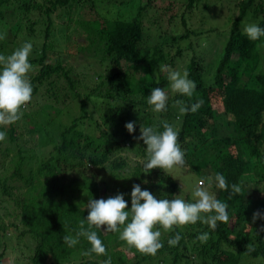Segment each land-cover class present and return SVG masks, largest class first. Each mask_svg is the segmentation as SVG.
<instances>
[{
    "label": "trees",
    "instance_id": "1",
    "mask_svg": "<svg viewBox=\"0 0 264 264\" xmlns=\"http://www.w3.org/2000/svg\"><path fill=\"white\" fill-rule=\"evenodd\" d=\"M79 1L45 0L40 3L37 0H0V22L8 19L7 8L17 4V19L22 23L16 32V40H1L0 54L10 55L30 41L33 45L30 62L32 66L40 67L37 75H31L32 99L35 97L41 101L44 98L45 111L55 109L57 117L64 110L72 117L71 123L65 126L62 121L56 123L55 118L48 120L42 125L47 130L40 133L38 122L41 120L37 118L45 115L43 108L30 115L29 123L36 121L30 133L38 132L41 143L54 142L52 153L55 152L57 157L39 161L36 159L38 147L35 145L25 150L19 147L13 157L8 148L0 159V194L4 196L0 205L13 203L15 206L12 212L7 207L0 209V237L6 238L0 264H4L10 230L16 232L11 237H16L18 241L22 239L30 251L31 257L26 264H103L106 256L91 253V245L85 238L81 237L80 243L72 248L63 243L66 232L74 234L80 220L88 215L87 208L79 207L67 197L65 182L68 175L70 172L76 174L72 180L76 183V188L72 190L75 194L90 188V182L95 183L102 176V171L107 170V177L101 180L106 199L124 193L128 207H131L130 193L134 184L148 189L157 199L165 195L160 190L180 191L182 188L177 183L169 182L170 175L166 170L144 169L146 145L135 138L140 135V126H153L163 131L164 122L178 131V143L185 152V159L191 160L190 164L197 173L211 177L222 173L227 183L238 184L241 192L231 195V189L224 191L213 184L211 188L217 191L220 200L229 204L230 221L218 222L215 230L200 221L175 226L170 230V236H161L164 246L155 256L137 253L134 264H150L157 255L165 257V260L167 255L172 256L173 264H194L199 259L198 264H264V219L253 221L255 212L264 213V73L258 71L264 58V38L252 41L242 29L252 11L256 16L264 13L262 4L255 5L256 0L240 3L241 12L234 19L224 48L216 51V70L211 78H206L205 55L191 60L187 72L197 88L192 97H187L172 93L170 86L166 87L169 84L168 73L162 68L165 63L174 65L177 57L182 55L180 48L171 59L161 47H155L154 54L148 57L143 53V16L130 21L92 20L91 24L98 35L93 54L95 61L84 66L66 64L57 45L59 41L55 37L53 19L55 14L63 11L72 15L77 11L75 3L79 4ZM199 1L188 0V7L197 8ZM90 2L91 10L97 11L94 5L98 6L99 3L94 0ZM168 4L166 10L170 12L173 4ZM149 10V7H145L140 13ZM260 26L264 27V22ZM59 28L62 32L66 31V25H59ZM22 33L26 36L24 42L17 39ZM190 34L169 39L179 42ZM154 87H166L169 96L166 112H154L147 103ZM32 99L25 106L30 107ZM96 101L100 104L98 107L94 106ZM177 101L188 106L197 101L202 103L194 113H181ZM220 105L224 108L222 119L229 118L233 124L231 142L228 136H218L215 128L207 129ZM90 108L100 113L98 120L90 115ZM19 121L10 124L8 130L15 146L20 145V133L15 127ZM128 122H135V131L131 134L125 127ZM85 125L91 128L90 132ZM51 126H56L57 131L61 130L59 135L49 130ZM3 127L0 130L4 131ZM96 132H99V136H96ZM55 137H59L57 141ZM126 145L135 157L142 160L136 162L135 171L131 174L115 171L128 166L126 158L111 161V156L126 150ZM247 159L253 161L248 169ZM109 162H113V168H108ZM89 165L95 169L92 175L88 172ZM145 171H148L147 183H144ZM17 181L23 186H17ZM186 201L193 202L189 195ZM5 210L3 218L1 212ZM6 217L12 219L7 222ZM155 228L166 231L159 224ZM95 230L106 246L111 264H124L121 248L126 243L119 239L117 233ZM177 232L181 234V240L177 245L169 246L168 240ZM204 232L210 235L206 241H201L198 237Z\"/></svg>",
    "mask_w": 264,
    "mask_h": 264
},
{
    "label": "rangeland",
    "instance_id": "2",
    "mask_svg": "<svg viewBox=\"0 0 264 264\" xmlns=\"http://www.w3.org/2000/svg\"><path fill=\"white\" fill-rule=\"evenodd\" d=\"M38 2H44L45 0H37ZM81 0L79 4L75 3L77 6V11H75L72 15L68 14V12H60L54 15V23H55V37L60 42L57 43L59 48L62 50V58L66 62V64L78 65L88 64L90 62L95 61V49H96V41L95 38L97 35V31L95 26L91 24L92 20H100L104 22V20H125L130 21L135 19L136 17H142L145 25V41L143 43L144 46V54L145 56H150L154 54V48L161 47L162 51L171 59L178 54L179 48L181 50L182 55L177 57L174 65L165 63V66L162 67L165 73H168V70H177L183 73V71L187 70L188 64L191 62L193 58H202L204 55L205 59V71L206 78H211L216 70V60L218 54H216L217 49L221 50L224 48L225 41L230 34V29L233 25L234 19L237 18L241 12L240 3L244 0H200L198 2V7L195 6L192 8L188 7V0H94L96 3L94 5L97 7L93 11L91 10L92 0ZM247 1V0H245ZM168 2H172V11H167L166 8L169 7L170 4ZM84 4H86L84 6ZM262 4L264 8V0H256L255 5ZM80 7V8H79ZM149 7V11H145L143 14L140 13L142 8ZM256 7V6H255ZM19 5L13 4L7 8V18L5 21L0 22V42L4 41H12L16 40L15 35L18 32L19 28L22 26V23L17 19ZM142 14V15H141ZM185 20V21H184ZM261 22H264V13H260L257 16L253 14V11L249 14V17L245 19L242 29L250 23H257L260 25ZM59 25H66V31L62 32L59 28ZM93 26V27H92ZM57 28V29H56ZM24 31V27L22 29ZM40 30V29H39ZM212 32L214 34H212ZM191 33L190 36L182 41L174 42L169 37H176L178 35H187ZM211 33V35H210ZM200 34V35H198ZM26 36L25 33H22L20 36H17L18 41L24 42ZM166 39V41H165ZM66 40V42L64 41ZM33 42V41H32ZM195 44V46H192ZM195 49V50H194ZM146 51V53H145ZM65 53V54H64ZM208 53V54H207ZM263 54H264V46H263ZM58 56V55H57ZM51 62V60L49 61ZM40 67L32 66L31 71L29 72L30 80H32V74L37 75ZM259 72L264 73V58L261 60L259 64ZM148 74V71H146ZM162 72V71H161ZM160 72V73H161ZM159 73V75H161ZM157 72L155 73V75ZM92 83V82H90ZM172 93H174L171 90ZM41 101H37L35 97L32 99L33 103L30 107L23 106L22 112L23 116L19 122L16 123L15 127H17L19 134V146H15L11 142L10 133L8 130L10 126H4V132L6 133L3 140H1L0 147V159L2 155L7 151L8 148L11 149V157H13L19 147L23 150L29 149L35 145L37 152V158L39 161L45 159L50 160L52 157H57L56 153H52L54 150V142L52 144H47L45 142L41 143L38 132L30 133L32 129H34L35 125L33 124L36 121L29 123L31 113L34 111H39V108H43L44 116H38L37 119L41 120L39 123L38 131L43 130L45 132L47 129L42 127L43 124H46L49 121H52L54 118L56 123L62 121L63 125L70 124L72 121V117L66 114L67 110L59 113L57 117V112L52 109L45 111L44 98H41ZM94 106H99L100 104L94 102ZM97 103V104H96ZM218 112L216 117L212 121H210V125L207 129L215 128L214 132L218 136H228L230 138V142L232 141V132H233V124L230 119H222V114L224 112L223 106H218ZM25 112V113H24ZM56 112V113H55ZM91 116H95V119L98 120L100 118V113L93 112L92 108L89 111ZM27 114V116H25ZM70 119V120H69ZM49 120V121H48ZM229 121V122H228ZM61 123V122H60ZM62 126V127H64ZM85 128L90 132V127L85 125ZM56 126H51L49 130L55 132V134L59 135L60 131L56 130ZM41 133V132H40ZM24 134V136H22ZM96 136H99V132L95 133ZM42 136L44 134H41ZM59 137H55L56 141ZM235 146V144H234ZM239 147V146H237ZM34 149V148H33ZM186 150V148H184ZM129 146L126 145V150L123 152H118L111 156V161L127 159L128 166L124 169H115L116 172L121 171L122 173L131 174L135 171L136 162L140 159L139 157H135V154L131 152ZM90 153V151H89ZM53 155V156H52ZM10 158L7 160L9 161ZM6 161V162H7ZM142 160L140 159V162ZM186 165L183 167H176L170 170H166L169 177V182L177 183L182 189L178 192H174L169 189L160 190L162 196L160 198H169L172 199L175 195V198H182L186 200L187 196L191 197V201H193L191 188L189 184L185 183V178L189 177L192 182L198 180H205L207 177H211L210 175H203L197 173L194 166H191V160L185 159ZM248 168H250L253 164L252 160L247 159ZM113 162L108 163V168H113ZM142 167V166H141ZM89 174H93L94 168L92 166H88ZM106 171H102V176H99L94 182H90L91 187L83 190H79L78 192L73 193V189L76 188V183L73 182V178L76 174L69 173L68 180L65 182L68 187V195L71 200H73L79 207L86 208V204L89 199H106V193L103 184L101 183L102 177L106 176ZM12 173L11 171L9 172ZM1 175V174H0ZM176 177V178H175ZM144 180H146V173L144 174ZM147 181V180H146ZM81 182H84V180ZM85 183V182H84ZM17 186H23V183L17 181L15 183ZM171 184V183H170ZM212 192L217 194V198L219 195L216 190L210 188ZM17 194V192L15 191ZM158 195V193L156 194ZM4 199V196L0 194V202ZM8 199V197H6ZM1 204V203H0ZM7 207L9 212H12L15 209L13 203L10 205L3 204L0 205V209ZM3 218L6 215V210L1 212ZM7 222H9L12 218L6 217ZM105 226H102V229ZM19 230L18 232H20ZM162 237L170 236L169 233L171 231L166 230L161 232ZM169 234V235H167ZM15 236L16 232L14 230H10V233L7 235L9 241L7 243L6 255L3 260L4 264H26L29 262V258L31 257L30 251L25 246V242L22 240L18 241ZM0 255L4 249V243L6 242V238L2 239L0 237ZM122 257L125 260L124 264H134L137 258V253H141L135 247L129 246L128 244H124L121 248ZM150 264H173L172 256L167 255V259L165 257H161L157 255L154 257ZM162 258V259H161ZM198 258V257H197ZM161 259V260H160ZM164 259V260H163ZM163 260V261H162ZM198 260V259H197ZM184 261V260H183ZM198 262H194V264H198Z\"/></svg>",
    "mask_w": 264,
    "mask_h": 264
},
{
    "label": "clouds",
    "instance_id": "3",
    "mask_svg": "<svg viewBox=\"0 0 264 264\" xmlns=\"http://www.w3.org/2000/svg\"><path fill=\"white\" fill-rule=\"evenodd\" d=\"M243 31L252 41L264 38V27L257 23L246 25ZM32 49V43L26 41L10 55L0 54V128L20 120L23 116V106L32 99L33 86L28 75L32 69L30 62ZM167 80L169 84L166 87L170 86L174 93L187 97H192L197 88L196 82L189 78L187 70L181 73L169 69ZM165 88L154 87L148 95L147 103L154 112L167 111L169 96ZM176 103L181 113L189 111L194 113L201 107L202 102L197 101L190 106L182 101ZM125 127L131 134L135 131V122H128ZM162 127L163 131H159L153 126H140V135L135 137L146 145L147 155L143 164L145 170L151 171L153 168L170 170L186 165L185 152L178 143V131L167 122H164ZM5 135L6 133L0 130V140H3ZM144 183L147 181L145 180ZM185 183L189 184L192 190L193 202L175 198L177 195L172 199H157L151 191L142 189L140 184L132 186L131 207H128L124 193H118L107 199L90 198L86 204L87 217L80 220L79 228L74 234L71 231L66 232L63 243L72 248L77 246L83 237L90 243L91 253L105 255L103 264H111L106 246L95 229L117 233L119 239L129 246L135 247L143 254L155 256L164 246L160 239L162 233L155 228L157 224L165 230H171L175 226L195 224L200 221L206 223L211 230H215L218 222L230 221L229 204L218 199L217 194L209 189L214 184L216 188L224 191L231 189L230 193L233 195L241 192L238 184L229 185L222 173L195 182L186 177ZM256 219H264V213L255 212L253 221ZM102 226H105L103 230ZM209 235V232H204L198 238L206 241ZM181 238V234L177 232L168 240L169 246L177 245Z\"/></svg>",
    "mask_w": 264,
    "mask_h": 264
}]
</instances>
